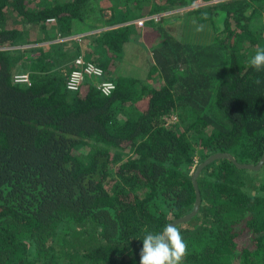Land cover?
Listing matches in <instances>:
<instances>
[{"label":"trees","instance_id":"1","mask_svg":"<svg viewBox=\"0 0 264 264\" xmlns=\"http://www.w3.org/2000/svg\"><path fill=\"white\" fill-rule=\"evenodd\" d=\"M101 1L0 0V264H140L145 234L192 210L196 161L264 152V70L249 64L264 48V0L141 26L190 0ZM98 7L111 17L93 16L95 28H108L51 41L52 26L69 35ZM130 42L142 52L127 63ZM80 53L110 94L98 78L65 88ZM25 70L29 84L14 83ZM171 113L179 123L165 124ZM196 183L199 210L177 225L182 264H264V164L217 158Z\"/></svg>","mask_w":264,"mask_h":264},{"label":"clouds","instance_id":"2","mask_svg":"<svg viewBox=\"0 0 264 264\" xmlns=\"http://www.w3.org/2000/svg\"><path fill=\"white\" fill-rule=\"evenodd\" d=\"M249 64L256 71L264 70V48L258 47ZM187 248L177 225L166 224L158 233L145 234L139 254L140 264H182Z\"/></svg>","mask_w":264,"mask_h":264},{"label":"built area","instance_id":"3","mask_svg":"<svg viewBox=\"0 0 264 264\" xmlns=\"http://www.w3.org/2000/svg\"><path fill=\"white\" fill-rule=\"evenodd\" d=\"M224 0H190V2L186 5L183 6L184 8H178L176 9V12H180L181 10L185 9L187 11H192L194 9L200 8L205 5H210V4H218ZM168 11H163L160 13H153L149 14L144 18H138L134 22L137 23L138 25H143L144 20H158L162 16L169 15L167 13ZM47 23H54L55 19L54 18H48ZM83 37L81 35H73L69 37H64L60 36L59 34L57 35L58 40H68V39H74V40H81ZM56 39V38H55ZM72 64L75 65L73 69L70 70L66 80H65V88L68 91L75 92L78 91L83 83V81L86 78H98L101 81L97 83V88L100 90L101 93L108 95L111 93V91L114 88V84L111 81H106L102 80V69L93 64L92 62H89L85 59L83 55H78L76 56L72 62ZM13 81L14 83L18 84H29V77L28 73H16L13 75Z\"/></svg>","mask_w":264,"mask_h":264},{"label":"crops","instance_id":"4","mask_svg":"<svg viewBox=\"0 0 264 264\" xmlns=\"http://www.w3.org/2000/svg\"><path fill=\"white\" fill-rule=\"evenodd\" d=\"M188 4V3H187ZM186 3H184V4H180V5H170L168 8H166V9H168V10H172V13L171 14H173V13H175V10H173V9H176V8H179V7H181V6H186L187 5ZM165 9V11H168V10H166ZM164 11V10H163ZM163 11H160V12H163ZM160 12H156V13H160ZM182 15H184V13L182 14ZM173 16H175V14H173ZM176 16H179L178 14H176ZM176 16H175V18H172V16L170 17V16H168V17H170V18H168V19H163V17L164 16H162L160 19H158V20H154L155 22H163V23H165L167 20L168 21H171V20H174V19H177L176 18ZM109 17H111V16H103V18L102 19H104V20H107ZM93 18H95V17H93V16H89L88 18H85L84 19V22L81 24V26H82V29H79V26H78V29H75L73 32H71L69 35H66V36H64V37H69V36H75V35H81L82 37H84V36H88V35H91V34H95V33H97L99 30H102V29H105V28H108L109 26H106V27H102V28H95V27H98L99 26V22H97V21H95V20H92ZM99 18V17H98ZM95 24H96V26H95ZM143 27V26H142ZM57 28V26H54L53 28H52V30L54 31L55 29ZM91 28H93V29H91ZM56 31H57V29H56ZM59 33L58 32H55V33H53L52 34V32L50 33V35H52V36H54V35H58ZM60 35V34H59ZM61 36V35H60ZM135 43V42H134ZM132 43V42H130V43H128V44H126L125 45V59H126V61L125 62H129L128 60H127V58H131V59H134L135 58V56H136V53L138 52V53H141L142 52V50H141V46H138V44L137 43ZM144 48H146V49H148L149 50V48L146 46V44H145V42L143 41V45H142ZM80 55H83L82 53H80ZM84 56V55H83ZM85 57V56H84Z\"/></svg>","mask_w":264,"mask_h":264},{"label":"water","instance_id":"5","mask_svg":"<svg viewBox=\"0 0 264 264\" xmlns=\"http://www.w3.org/2000/svg\"><path fill=\"white\" fill-rule=\"evenodd\" d=\"M217 158H228L237 167L251 169V170H258L264 164V152H263L262 156L260 157V159L258 160V162L256 164H242V163H239L228 152H217V153L211 154L204 161H202L198 166H196V168H195V170H194V172L192 174V182H193L194 189H195V203H194V206H193L192 210L189 213H187V214H185V215H183L181 217H178V218L174 219L170 223H173L175 225H178L180 223L187 222L188 220H190L198 212L199 206H200V194H199V190H198L197 183H196V177L200 173L201 169L207 163H209L210 161H212L214 159H217Z\"/></svg>","mask_w":264,"mask_h":264},{"label":"rangeland","instance_id":"6","mask_svg":"<svg viewBox=\"0 0 264 264\" xmlns=\"http://www.w3.org/2000/svg\"><path fill=\"white\" fill-rule=\"evenodd\" d=\"M108 3V0H102L101 1V6L103 7L104 6V4H107ZM179 8H184L183 6H181V7H179ZM176 9H178V8H176ZM176 9H173V10H175V13H173V14H175V16H176V14H178L179 16H176V20H177V23H179L180 21H181V19H186V18H188L189 16H192V15H189L188 14V11L187 10H185V9H183V10H181L180 12H176ZM96 11H94V12H92L89 16H109L110 15V10H105V12L102 14L101 12H100V8L98 7L97 9H95ZM169 15H165L164 17H163V19H168V18H170L171 16H172V18H175V16H173V14H171L172 13V10H168V12H167ZM184 13V15H182ZM168 16H170V17H168ZM169 20V19H168ZM167 20V21H168ZM52 28H53V26L51 27V31L50 32H52V34L53 33H55V30L53 31L52 30ZM79 29H82V26H81V24L79 25ZM40 33V32H39ZM38 34V33H37ZM38 36V38L39 37H41L40 35H37ZM53 38L54 39H51V41H64V40H58L57 39V35H54L53 36ZM56 38V39H55ZM28 54H30V55H35L36 53H34V52H31V53H28ZM70 63V62H69ZM18 71V70H17ZM226 72H227V70H226ZM16 73H19V72H16ZM15 73V74H16ZM20 73H28V70H25V71H22V72H20ZM211 108H212V106L210 107V106H207V111H209V112H211L212 113V111H211ZM180 121H179V116H178V114H176V113H171L170 115H168L167 117H166V120H165V124H167V125H171V124H175V123H179ZM188 125V121H186L182 126H180L182 129H185L186 128V126ZM195 164H197V166L200 164L199 162L197 163V161H196V163ZM252 164V163H251ZM262 174H263V172L261 171L260 173H259V175L258 176H262ZM257 193H260V194H264V192H261V191H257Z\"/></svg>","mask_w":264,"mask_h":264}]
</instances>
